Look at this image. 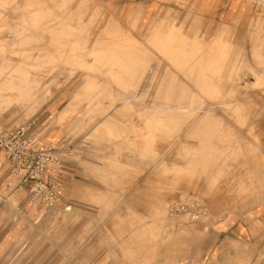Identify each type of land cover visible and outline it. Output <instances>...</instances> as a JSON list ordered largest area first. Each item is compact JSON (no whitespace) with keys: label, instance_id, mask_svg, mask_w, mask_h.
Segmentation results:
<instances>
[{"label":"rangeland","instance_id":"rangeland-1","mask_svg":"<svg viewBox=\"0 0 264 264\" xmlns=\"http://www.w3.org/2000/svg\"><path fill=\"white\" fill-rule=\"evenodd\" d=\"M31 1H45L46 5L35 8ZM29 9L42 11V25L47 34L42 38L45 41L38 37L40 42L57 48L67 40L68 45H62L59 67L44 62L49 59L48 55L35 56L32 50L29 51L31 57L24 60L25 51H20L21 40L18 37L5 38L0 42L2 48H9L7 56L10 57V60L6 56L7 61L0 62V144H8L24 135L35 147H52V155L58 159V163L48 161L47 175L43 177L50 187L53 186L59 193L56 181L61 179L93 183L71 197L84 203L87 210L102 209L103 214L111 212L102 232L106 237L102 236L99 244L101 253L93 252V223L90 219L82 231L85 237L76 239L80 243L76 249L79 252H68L63 262L142 264L143 258H153L154 249L159 248L158 258L151 264H173L174 258L182 259L199 253L206 240L210 239V230H218L222 220L252 219L250 210L264 201V189L259 198L252 201L233 195L241 188L239 181L244 170L235 154L226 155L222 151L226 137L220 130L222 126L235 125L242 130L244 137L251 136L248 124L253 123L255 139L260 141L264 151V0H9L0 4V33L7 35L16 26H30L32 21L25 13L21 14ZM11 24H15L14 27ZM63 26L69 28L66 39L59 36ZM171 30L175 40L193 43L191 54L180 66L166 61L161 53H157V49L155 51L151 42L153 34L161 32L162 35ZM108 34L116 40L120 38L122 42L139 44L155 59L149 61L144 58L132 65L129 72L119 73L107 67V75L99 69L91 71L66 62L68 58L64 54L71 51L69 48L72 45L83 51L82 59L86 65L102 68L103 65L98 64L91 54ZM35 39L30 37L25 42L32 46ZM210 48H213V53L208 52L213 59L208 54L203 57L211 58L213 65L199 63L196 60L198 55ZM118 56L123 58L121 53ZM38 61L44 63L39 64ZM227 65H234L235 71ZM97 73H100L99 79ZM121 75L124 84L119 87L111 83L108 77L120 80ZM104 79L109 80L110 85ZM255 79H258L259 85L240 96L239 90L244 92L245 86ZM231 88L237 92L232 93ZM95 89L98 93H95ZM84 95L88 96L90 102L87 98L85 100ZM210 95L219 97L222 104H228L237 97L242 111L250 118L246 123L238 124L233 118H227L222 109V117L210 118L205 123L206 136H189L191 132L186 134V125L192 122V111L186 108L213 104V101L207 100ZM234 95L236 97H232ZM135 97L138 100L135 101ZM160 104L180 107L174 112L173 117L176 118L167 125L161 122L163 115L158 107ZM123 105L127 106V110H122ZM119 109L125 112L122 114ZM175 128H182L184 133L179 136V130L176 132ZM113 130L120 133L117 140H109L104 134ZM146 132L150 134L152 142L144 155L141 133ZM132 141H138V144ZM210 141L214 146L211 151L206 153L199 150L200 145ZM255 160L257 164L258 159ZM0 162L9 166L11 172L13 165L5 159L2 151ZM29 165L31 163L28 161L17 173L11 172L14 176L10 173V178L8 171L4 181L13 183L17 180L15 176L19 177L18 181L27 186V195L33 198V183L31 180L23 181ZM256 169L264 175V165H256ZM99 202L109 205H96ZM65 208L68 211L72 209L70 205ZM107 229L109 232L106 233ZM173 232L182 234V244L175 249L172 260H167L164 247L160 246V238L164 233ZM174 238L179 240L176 235ZM96 240L99 241L98 237ZM261 240L264 241V236ZM82 247L88 253L86 263L78 259ZM109 248L112 252L105 257Z\"/></svg>","mask_w":264,"mask_h":264},{"label":"crops","instance_id":"crops-1","mask_svg":"<svg viewBox=\"0 0 264 264\" xmlns=\"http://www.w3.org/2000/svg\"><path fill=\"white\" fill-rule=\"evenodd\" d=\"M7 173H11L9 166L0 162V264H69L62 259L68 252H79L76 239L85 237L82 231L90 219L93 252L101 253L99 244L105 236L102 232L111 214H103L102 209L87 210L84 203L71 197L93 183L61 179L56 181V198H30L19 177L15 176L13 183L4 181ZM100 202L96 205H109ZM67 205L72 207L70 211ZM250 214L252 219L222 220L218 230H210V239L199 253L174 258L173 264H264V201L253 206ZM111 252L109 248L105 257ZM87 255L82 247L78 259L86 263Z\"/></svg>","mask_w":264,"mask_h":264},{"label":"bare ground","instance_id":"bare-ground-1","mask_svg":"<svg viewBox=\"0 0 264 264\" xmlns=\"http://www.w3.org/2000/svg\"><path fill=\"white\" fill-rule=\"evenodd\" d=\"M9 0H0V4H2V3H7ZM28 1V0H27ZM30 1V0H29ZM260 1H262V0H260ZM31 2H33V1H31ZM59 3V2H58ZM57 3V4H58ZM32 4H34V6H35V8L36 7H41V6H43V5H46V3H45V1H42V2H33ZM31 4V5H32ZM56 4V5H57ZM31 7V6H30ZM59 7H60V5H59ZM21 8V7H20ZM33 8V7H32ZM57 8V7H56ZM17 9H18V7H17ZM54 9V8H53ZM22 10V9H21ZM51 10V9H50ZM56 11H57V9H56ZM56 11H55V13H56ZM17 12V11H16ZM52 12V11H51ZM25 13V15H26V17L27 18H29L32 22H31V25H30V23H29V25L30 26H26V27H21V26H16V27H14V25L13 24H11V25H13V27L14 28H12L11 29V33H6V31H5V33L7 34V35H5L4 33H0V42L1 41H4L3 39H5V38H14V37H18L17 39L19 40V38H20V40H21V43H19V44H21V46H20V51H25V55L23 56V59L24 58H28L30 55H29V51H31L32 50V52L34 53V55L35 56H38V55H48L49 56V59H45V61L44 62H46V61H48L49 63H51V64H53L54 66H58L59 65V59H58V57L59 56H61V55H63V46L62 45H68V42H67V40H64L63 41V44L61 45V46H59V47H57V48H52V47H50V46H48L47 44H45V43H43L42 41L44 40H42V38L44 37L45 38V35L47 34L46 33V31H45V29H44V26L42 25V19H41V16H42V11H41V9H34V10H26L25 12H23V13H21V14H24ZM53 13V12H52ZM17 15V14H16ZM20 15V14H19ZM52 15V14H51ZM47 18V17H46ZM2 19H3V17H2ZM14 20H18L17 18H15ZM44 20V19H43ZM169 20V19H168ZM4 22H5V20H3ZM26 21V20H25ZM65 21V20H64ZM1 23V22H0ZM6 23V22H5ZM18 23V22H17ZM165 23V22H164ZM2 24H3V22H2ZM10 24V23H9ZM19 24V23H18ZM168 24V23H167ZM65 25V24H64ZM81 25V24H80ZM163 25H165V24H163ZM0 26H2L1 24H0ZM7 27V26H6ZM8 27H10V26H8ZM2 30V29H1ZM4 31V30H3ZM60 31V30H59ZM163 31H164V28H163ZM1 32V31H0ZM107 32V31H106ZM105 32V33H106ZM123 32H125V31H123ZM172 30L171 31H169V32H167L166 34H160L161 32H159V33H155V34H153L152 35V37H151V42L153 43V45L155 46L154 48H155V51H156V49H157V53H161L162 54V56L163 57H165V60L166 61H168V60H170L171 62H172V65H178V66H180V65H182L184 62H186V60H184L189 54H191V51H192V46L191 45H193V43L192 44H189V43H187L186 41H181V40H177V38H176V40L174 39V37H173V35H171L172 33ZM108 33V32H107ZM58 34V33H57ZM67 34H69V28L68 27H64L63 26V28H62V31L60 32V34H59V36L60 37H66L67 36ZM125 34V33H124ZM131 34V33H130ZM122 35H123V33H122ZM127 35V34H126ZM129 35V34H128ZM151 35V34H150ZM39 36H41V42H40V39H38V37ZM58 35H57V37H59ZM119 36V35H118ZM130 36H132V35H130ZM130 36L129 37H127V38H130ZM146 36V35H145ZM30 37H36V39H35V43L32 45V46H28L27 44H26V42L25 41H27V40H29L30 39ZM134 38V37H133ZM132 38V39H133ZM66 39V38H65ZM98 39V38H97ZM102 39V38H101ZM105 41L101 44V45H99L98 47L99 48H96L93 52H92V54H91V56H93V58H94V60L98 63V64H101V65H103L104 66V68H103V66H102V68H98L96 65H86V62L82 59V53H83V51L81 50V49H79L78 47H74V46H72V45H70V48L69 49H71V51H69L67 54H64V56H66L68 59V61H66L67 63H69V64H72L73 66H77L78 68L79 67H83V68H87V69H91V71H92V69L93 70H96V69H99V71H102V73L103 74H106L105 73V71H106V69H107V67H109V68H111L112 70L114 69V70H116V71H118L119 73H122V72H126V71H128V70H130L133 66L132 65H134L135 63H137L138 61H142L144 58H147L149 61L150 60H154L155 58H153V57H155V56H150L149 55V53L147 54L144 50H143V48H142V46H141V48L139 47V44L138 45H136V44H134V43H132V42H122L121 40H120V38L118 39V40H116V39H114V38H112L111 37V35L110 34H108V35H106L105 36ZM57 40H59V38L57 39ZM11 41V40H10ZM45 41V40H44ZM99 41V40H98ZM134 41H135V38H134ZM137 42H139V40L137 39L136 40ZM8 43H9V41H7ZM59 42H60V40H59ZM7 43V44H8ZM140 43V42H139ZM149 43V42H148ZM3 44V43H2ZM30 44V43H29ZM53 45H54V43H53ZM10 46V45H9ZM11 46H12V44H11ZM152 45H150V47H151ZM16 47V46H15ZM17 47H19V46H17ZM9 49V48H8ZM8 49H5V48H2L1 46H0V62H2V61H7V60H5L6 59V56L8 55ZM73 50V51H72ZM153 50V49H152ZM28 51V52H27ZM149 51V50H148ZM211 52V53H213V48H210V49H208V50H204L203 52H201L200 53V55H198V58H196V60H198L199 61V63H201V62H204V63H207V64H210L211 66L213 65L212 63L214 62L212 59H213V56H211L210 54H209V52ZM12 52V51H11ZM151 52V51H150ZM153 52V51H152ZM214 52H215V50H214ZM227 52V51H226ZM20 53V52H19ZM90 53V52H89ZM122 54L123 55V58H120L119 56H118V54ZM254 53V52H253ZM199 54V53H198ZM206 54H208L209 56H211L212 57V59L211 58H209L208 56H206V58L205 57H203V56H205ZM42 55V56H43ZM89 55V54H88ZM159 55V54H158ZM34 56V57H35ZM42 56H41V58H42ZM63 56V57H64ZM162 56H160V57H162ZM8 57V56H7ZM31 57V56H30ZM29 57V58H30ZM33 57V56H32ZM9 58V60H10V57H8ZM20 58V57H19ZM35 59H36V57H35ZM39 59V58H38ZM161 59V58H160ZM160 59H158V60H160ZM215 59V58H214ZM25 60V59H24ZM146 60V59H145ZM164 60V61H165ZM221 60V59H220ZM224 60V59H223ZM37 61V60H36ZM43 61H38L37 63H41V62H43ZM165 61V62H166ZM169 61V62H170ZM219 61V60H218ZM222 61V60H221ZM16 62H17V60H16ZM27 62H28V60H27ZM30 62H31V60H30ZM34 62V61H33ZM43 62V63H44ZM65 62V63H66ZM152 62V61H151ZM168 62V63H169ZM197 62V61H196ZM211 62V63H210ZM222 62H224V61H222ZM226 62V61H225ZM32 63V62H31ZM36 63V64H37ZM140 63V62H139ZM167 63V64H168ZM63 64V63H62ZM219 64H221V63H219ZM2 65V64H1ZM162 65V64H161ZM170 65V64H169ZM168 65V66H169ZM201 65V64H200ZM16 66V65H15ZM135 66V65H134ZM137 66V65H136ZM198 66V65H197ZM228 66V68H232V70L233 71H235L234 70V65H227ZM226 66V67H227ZM11 67V66H10ZM9 67V68H10ZM13 67V66H12ZM59 67H60V65H59ZM58 67V68H59ZM63 67V66H62ZM138 67V66H137ZM170 67V66H169ZM184 67V66H183ZM207 67H209V66H207ZM224 67V66H223ZM31 68V67H30ZM33 68V67H32ZM45 69H46V67H44ZM54 68H56V67H54ZM68 68H70V67H68ZM78 68H77V70H78ZM140 68V67H139ZM145 68V67H144ZM147 68V67H146ZM149 68V67H148ZM151 68V67H150ZM5 69V68H4ZM3 69V70H4ZM51 69H52V67H51ZM62 69V68H61ZM71 69V68H70ZM73 69V68H72ZM134 69V68H133ZM16 70H18V69H16ZM57 70V69H56ZM80 70V69H79ZM113 70V71H114ZM8 71V70H7ZM52 71H54V69H52ZM64 72L66 71V70H63ZM82 71H83V69H82ZM136 71V70H135ZM12 72V71H11ZM24 72V71H23ZM36 72V71H35ZM62 72V71H61ZM67 72V71H66ZM84 72V71H83ZM86 72V71H85ZM89 72V71H88ZM129 72V71H128ZM53 73V72H52ZM91 73H93V72H91ZM101 73V72H100ZM100 73H97V76L98 75H100ZM13 74V73H12ZM61 74V73H60ZM87 74H89V73H87ZM94 74H96V73H94ZM102 74V75H103ZM124 74V73H123ZM125 74H127V73H125ZM30 75V74H29ZM92 75V74H91ZM107 75V74H106ZM58 76H59V74H58ZM87 76V75H86ZM94 77H95V75H93ZM128 76H129V74H128ZM33 77V76H32ZM109 77V79H110V82L111 83H113V84H115V85H117L118 87L119 86H123V84H124V79L122 78V75H121V79L120 80H116V79H113L112 77H110V76H108ZM132 77V76H131ZM19 78V77H18ZM35 78H36V76H35ZM96 78V77H95ZM103 78V77H102ZM102 78H100V79H102ZM133 78V77H132ZM29 79H30V76H29ZM85 79V78H84ZM98 79H99V76H98ZM119 79V78H118ZM259 79H260V77H259ZM103 80V79H102ZM102 80H100V81H102ZM108 80V79H107ZM132 80V79H131ZM246 80V79H245ZM92 81V80H91ZM95 81V80H94ZM109 81V80H108ZM108 81H105V79H104V82H108ZM127 81V80H126ZM146 81V80H145ZM244 81V80H243ZM11 82H13V81H11ZM93 82V81H92ZM98 83H100L99 81H97ZM103 82V81H102ZM129 82H130V80H129ZM221 82L222 81H220V84H221ZM245 82V81H244ZM126 83V82H125ZM243 83V82H242ZM258 83V79H255V81L254 82H251V83H248V85H246L245 86V91L243 92H241V90H239V93H240V96H243L244 94H246V92H247V90L248 89H250V88H252V87H254L256 84ZM87 84V83H86ZM85 84V85H86ZM89 84V83H88ZM87 84V85H88ZM108 84H109V82H108ZM232 84V83H231ZM3 85V84H2ZM39 85H40V83H39ZM84 85V86H85ZM96 85V84H95ZM110 85V84H109ZM133 85V84H132ZM257 85H259V84H257ZM28 87H30L29 85H27ZM34 86V85H33ZM83 86V87H84ZM94 86V85H93ZM97 86V85H96ZM101 86H103L102 84H101ZM100 86V87H101ZM129 86V85H128ZM20 87V86H19ZM233 87H235L234 85H233ZM26 88V87H25ZM90 88H91V86H90ZM98 87H96V89H97ZM29 89H32V88H29ZM34 89V88H33ZM35 89H36V87H35ZM96 89L94 90L95 91V93L97 92L98 93V90L96 91ZM102 89V88H101ZM100 89V90H101ZM28 90V89H27ZM87 90V89H86ZM90 90V89H89ZM99 90V91H100ZM231 92L233 93V92H235L236 90L234 89V88H231ZM7 91V90H6ZM102 91V90H101ZM103 91H105V89L103 90ZM168 91V90H167ZM173 91V90H172ZM2 92H3V90H2ZM15 92V91H14ZM107 92H109L108 90H107ZM106 92V93H107ZM219 92H220V90H219ZM237 92V91H236ZM94 93V92H93ZM101 93V92H100ZM89 95H90V92L88 93ZM87 94V95H88ZM103 94V93H102ZM117 94H118V92H117ZM230 94V93H229ZM242 94V95H241ZM9 95H11V94H9ZM94 95V94H93ZM97 95H99V94H97ZM165 95H166V93H165ZM85 96V95H84ZM120 96V95H119ZM164 96V95H163ZM14 97V96H13ZM88 97V96H87ZM86 96H85V100H86V98H87ZM90 97V96H89ZM91 97H92V94H91ZM127 97V96H126ZM232 97H236L235 95L234 96H232ZM95 98V97H94ZM103 98V97H102ZM109 98V97H108ZM161 98V97H160ZM11 99V98H10ZM92 99V98H91ZM165 99V98H164ZM173 99V98H172ZM219 99V97H217V96H215V95H210L209 96V98L207 99L208 101H213V104H209V105H205V104H202V105H200V106H190V107H187L186 109L187 110H191L192 112H191V120H192V122L190 123V124H187L186 125V127H187V129H188V131H186V134H190V132H191V134L189 135V136H192V135H194V136H198L199 135V137H201V135L202 136H206L205 135V130H204V127H205V123L207 122V120H210V118H219V117H222L223 115H222V109H224L225 110V114L224 115H226V117L227 118H233L235 121V123L237 122L238 124L240 123V124H244V123H246L247 122V119H249L250 118V115L249 114H247L245 111L243 112L242 111V106H241V102L239 101V99L236 97L235 98V100H231V102L230 103H228V104H222L221 103V101L220 100H218ZM253 99V98H252ZM84 100V101H85ZM87 100H88V98H87ZM86 100V101H87ZM95 100V99H94ZM110 100V99H109ZM134 100L136 101V100H138V97H135L134 98ZM166 100L167 101H171L172 102V100L171 99H169V98H166ZM9 101V100H8ZM89 101V100H88ZM92 101V100H91ZM82 102V101H81ZM90 102V101H89ZM25 103V102H24ZM96 103H98V102H96ZM130 103V102H129ZM95 104V103H94ZM121 104V103H120ZM127 104V103H126ZM125 104V105H126ZM11 105V104H10ZM91 105V104H90ZM88 107V106H87ZM90 107V106H89ZM160 109H162V111H161V113H162V115L163 116H161L162 118H160V119H162V121L161 122H163V124L164 125H167L169 122H170V120H173L174 118H176V117H173V115H175V110H178V109H180V107H175V104H173V105H171V106H164V105H162V104H160L159 106H158ZM14 108V107H13ZM27 108V107H26ZM91 108H92V105H91ZM129 108V107H128ZM87 109V108H86ZM89 110H90V108H88ZM132 110L134 109V107H132L131 108ZM130 109V110H131ZM137 109V108H136ZM135 109V110H136ZM262 109V108H261ZM13 110V109H12ZM122 110H127V106H124L123 105V107H122ZM131 110V111H132ZM134 110V111H135ZM159 110V109H158ZM221 110V111H220ZM84 111H85V109H84ZM119 111H120V109H119ZM259 112H260V114H261V111L260 110H258ZM86 112H87V110H86ZM122 114L125 112V111H120ZM130 112V111H129ZM142 112V111H141ZM144 112V111H143ZM142 112V113H143ZM81 113H83V112H81ZM99 113V112H98ZM147 113V112H146ZM85 114V113H84ZM257 114V113H256ZM90 115V114H89ZM99 115V114H98ZM102 115V114H101ZM112 115V114H111ZM110 115V116H111ZM69 116V115H68ZM81 116V115H80ZM79 116V117H80ZM255 116V115H254ZM256 117V116H255ZM259 117V116H258ZM147 118V117H146ZM151 118V117H150ZM254 119V118H253ZM148 120V119H147ZM231 120V119H230ZM156 121H158V120H156ZM143 122V121H142ZM171 124V123H170ZM173 124V123H172ZM175 124V123H174ZM230 124H232V123H230ZM253 123H250V124H248V133L249 134H251V136L249 135V136H243V134H241V131L242 130H240L239 129V127L238 126H235V125H229L228 124V127L226 128V127H224V126H222L221 127V134H223V135H225V142H226V145H225V148H223V144L221 145L222 147L221 148H223L222 149V151L223 152H225V154L226 155H230V154H235L234 156H236L237 158H238V160H239V163H240V166H241V168L244 170V173L241 175V178H240V181H239V184L241 185L240 187V189H235L236 191L234 192L233 190V195L234 196H236V197H239V198H242V199H247V200H251V199H253V200H256V199H258L259 198V196L261 195V191H262V189H264V175H262L261 174V170L259 171L258 169H256V165L257 166H259V167H261L262 165H264V156H262V153H264V151H262V149H261V146H260V141H257L256 139H255V132H254V124L252 125ZM110 125V124H109ZM112 125V124H111ZM147 125V124H146ZM163 125V126H164ZM106 126V125H105ZM154 126V125H153ZM173 126V128L174 127H176V126H174V125H172ZM171 126V127H172ZM143 127V126H142ZM245 127V126H244ZM243 127V128H244ZM247 127V126H246ZM108 128V127H107ZM177 128V127H176ZM175 128V130H176V132L178 131L179 133H177V134H179V136H181L183 133H184V131H183V129L181 128H179L178 130ZM219 128V127H218ZM242 128V129H243ZM143 129V128H142ZM169 129V128H168ZM245 129V128H244ZM243 129V130H244ZM135 130V129H134ZM138 130V129H137ZM159 130V129H158ZM185 130V129H184ZM246 131H247V129H245ZM114 131V130H113ZM149 131V130H148ZM173 131V130H172ZM245 131V132H246ZM145 132V131H144ZM152 132V131H151ZM161 131H159V133H160ZM244 132V131H243ZM137 133H138V131H137ZM136 133V134H137ZM172 133V132H171ZM101 134V133H100ZM103 134V133H102ZM104 134H106V136H107V138L109 139V140H117L119 137H120V133L118 132V131H114V132H109V131H105V133ZM142 134V136H143V148L141 149V150H143V152H144V155H145V152H147L148 151V148H149V146H150V142H152V140L150 141V134L148 133V132H146V133H141ZM172 135V134H171ZM155 136H156V134H155ZM166 136H168V135H166ZM169 137V136H168ZM186 137V136H185ZM221 137V136H220ZM205 138V137H204ZM203 137L201 138V139H204ZM257 139H258V137H257ZM122 140V139H121ZM124 141V140H123ZM115 142V141H114ZM121 142V141H120ZM126 142V141H125ZM130 142V141H129ZM133 142V141H132ZM135 142V141H134ZM133 142V143H134ZM138 142V141H137ZM137 142H135V143H137ZM219 142V141H218ZM222 142V141H221ZM224 142V143H225ZM104 143V142H103ZM128 143V142H127ZM133 143H132V145H133ZM138 144V143H137ZM141 144V143H140ZM128 145V144H127ZM136 145V144H135ZM139 146V145H138ZM138 146H136V147H138ZM141 146V145H140ZM262 146H264V145H262ZM133 147H134V145H133ZM154 147V146H153ZM212 147H214L213 146V141H210L208 144H205V145H200V147H199V150H201V151H206V153H207V151H211V148ZM135 148V147H134ZM262 148H264V147H262ZM139 149V148H138ZM221 150V149H220ZM214 151H215V149H214ZM205 153V152H204ZM215 153V152H214ZM152 154V153H151ZM147 155H148V153H147ZM204 155V154H203ZM217 156V155H216ZM154 157V156H153ZM210 157V156H209ZM232 157H233V155H232ZM237 158H235V159H237ZM220 159H222V158H220ZM254 159H258V162H257V164H256V160L254 161ZM158 160V159H157ZM233 160V159H232ZM207 161H208V159H207ZM224 160H222V162H223ZM205 162V161H204ZM232 162V161H231ZM236 162V161H235ZM160 164H161V162H159ZM159 163H158V165H159ZM221 163V162H220ZM227 163V162H226ZM156 165V164H155ZM162 165H164V164H162ZM230 165V164H229ZM232 165V164H231ZM238 165V164H237ZM227 166V165H226ZM115 168H119V166L117 167V166H115ZM220 168V167H219ZM237 168V167H236ZM220 170H222V169H220ZM234 173H235V171H234ZM218 174V173H217ZM237 174V173H236ZM235 174V175H236ZM220 176V175H219ZM214 178V177H213ZM212 178V179H213ZM217 179V178H216ZM223 179V178H222ZM214 180V179H213ZM218 182V181H217ZM223 183V182H222ZM238 183V182H237ZM216 185V184H215ZM222 185V184H221ZM220 185V186H221ZM219 186V185H218ZM219 186V187H220ZM216 187V186H215ZM223 187V186H222ZM235 188V187H234ZM233 189V188H232ZM221 190V189H220ZM218 191V190H217ZM232 193V192H231ZM229 196H230V194H229ZM232 198V197H231ZM235 199V198H234ZM233 201V200H232ZM231 201V202H232ZM236 201V200H235ZM239 201V200H238ZM252 201V200H251ZM246 202V201H245ZM251 204V203H250ZM114 210V209H113ZM116 210V209H115ZM116 212V211H115ZM111 213V212H110ZM114 213V212H113ZM112 213V214H113ZM192 213V212H191ZM190 213V214H191ZM164 215V214H163ZM191 217V216H190ZM193 217V216H192ZM137 233H139V232H137ZM185 234H187V233H185ZM175 235L177 236V237H179V238H176V239H179V240H175ZM182 234L179 232V233H176V232H173V233H170V234H165L164 233V235H162V237L160 238V246L161 247H164V252H165V254L167 255L166 257V259L167 260H170L171 259V257L174 255V253H175V249L179 246V245H181L182 244V241H181V237H183V236H181ZM184 235V234H183ZM133 236V235H132ZM135 236H137V234H135ZM144 236V235H143ZM185 236V235H184ZM186 238V237H185ZM191 238H192V236H191ZM190 238V239H191ZM190 239H188V240H190ZM187 240V241H188ZM83 241V240H82ZM81 241V242H82ZM159 241V240H158ZM184 241V240H183ZM190 242V241H189ZM186 243V242H185ZM133 244V243H132ZM189 244V243H188ZM129 247V246H128ZM131 247H132V245H131ZM135 251V250H134ZM154 252H155V254H154V256H153V258H151V259H153V260H151V259H149L148 257L147 258H143V260L141 261V263L142 264H151V262H153L154 261V259L156 258H158V255H159V253H160V249L159 248H156V249H154ZM132 257V256H131ZM134 258V257H133ZM172 260V259H171ZM65 262V261H64ZM62 263V262H61ZM70 263V262H69Z\"/></svg>","mask_w":264,"mask_h":264},{"label":"built area","instance_id":"built-area-1","mask_svg":"<svg viewBox=\"0 0 264 264\" xmlns=\"http://www.w3.org/2000/svg\"><path fill=\"white\" fill-rule=\"evenodd\" d=\"M0 151L4 152L5 159L12 163V173H17L20 167L27 163L29 170L23 175V181L31 180L33 194L35 197L45 195L46 199L56 198L58 192L55 191L54 187L49 185L44 180V176L47 175L48 161H54L58 163V159L52 155V147H35L31 142L29 143L25 136H19L13 142L1 145Z\"/></svg>","mask_w":264,"mask_h":264}]
</instances>
